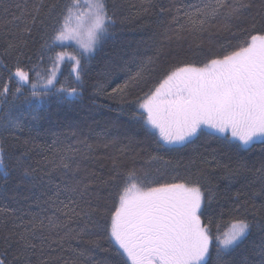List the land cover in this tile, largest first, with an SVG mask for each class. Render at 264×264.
Here are the masks:
<instances>
[{
    "label": "trees",
    "instance_id": "obj_1",
    "mask_svg": "<svg viewBox=\"0 0 264 264\" xmlns=\"http://www.w3.org/2000/svg\"><path fill=\"white\" fill-rule=\"evenodd\" d=\"M68 2L0 0V84L19 58V65L31 70L30 82L44 93L33 97L31 83L16 93L13 80L7 97H0V258L6 257L5 264H119L106 223L122 184L117 173L135 169L153 186L173 177L175 182L199 179L213 219L212 259L217 225L224 232L230 221L246 218L247 237L223 259L225 264L258 261L257 246L264 238V141L243 147L204 129L186 146H160L134 113L137 98L170 68L204 62L235 46L251 29L252 17L261 20L256 15L261 0H229L253 7L239 19L221 12L193 30L188 17L196 19L194 7L207 4V11L216 0H105L114 23L96 51L81 58V82L75 81L74 62L65 58L54 87L44 92L36 73L46 78L56 52L80 58L72 46H44L52 43ZM138 72L141 77L126 94L113 93ZM61 86L77 87L79 94L70 97L58 91ZM10 120L19 127L7 128ZM77 184L89 185L88 190L83 195L70 191ZM90 208L96 211L83 215ZM21 235L35 248L22 250Z\"/></svg>",
    "mask_w": 264,
    "mask_h": 264
},
{
    "label": "snow or ice",
    "instance_id": "obj_2",
    "mask_svg": "<svg viewBox=\"0 0 264 264\" xmlns=\"http://www.w3.org/2000/svg\"><path fill=\"white\" fill-rule=\"evenodd\" d=\"M252 7L251 2L233 4L229 0H216L207 11V4L194 7L196 19L192 15L188 17L192 25L190 30L197 24L203 29L208 17L215 18L221 12L229 19H239ZM261 9L256 14L261 20L252 17L251 29L244 30L242 38L230 50L201 63L190 62L170 68L156 85L137 98L135 104L139 111L134 116L138 117V123L146 133L154 136L158 145L186 146L193 138L204 134V128L219 134L218 139L227 143L235 141L245 147L257 140L264 141V23L261 22L264 21V0H261ZM34 12L38 14L39 8ZM35 20L36 15H32V21ZM73 20L75 26H72ZM113 23L105 0H69L61 12L59 27L50 37L52 43L46 42L44 46L51 48L56 42L75 40L80 58L56 52L46 78L36 73L39 80L44 81V92L54 87L65 58L74 62L72 72L79 85L83 71L81 58L87 60L96 51ZM9 47L14 45L9 44ZM30 71L19 65L18 58L15 70H9L7 81L0 84V97H7L13 80L16 93L31 83L33 97L44 94L37 91V82H30ZM140 77L138 72L114 88L113 93L123 96ZM58 91L66 92L70 97L79 94L77 87L61 86ZM5 126L16 128L19 124L10 120ZM3 154L4 149L0 147V170L4 169ZM4 174L6 176L7 172ZM117 175H122V184L115 193L113 208L108 212L106 231L121 257L119 264H225L223 255L238 246L250 231L251 225L246 218L230 221L229 229L224 232L217 225L213 260V219L205 206V193L199 179L175 182L173 177V182L153 186L152 181L140 177L135 169ZM88 187L81 188L77 184L70 191L83 195ZM210 201L211 196L208 197ZM71 211L81 215L74 209ZM95 211L90 208L84 210L83 215L90 217ZM20 240L23 241L22 250L35 248L26 236L21 235ZM257 247L259 260L251 264H264V238ZM5 261L6 257L0 258V264Z\"/></svg>",
    "mask_w": 264,
    "mask_h": 264
},
{
    "label": "rangeland",
    "instance_id": "obj_3",
    "mask_svg": "<svg viewBox=\"0 0 264 264\" xmlns=\"http://www.w3.org/2000/svg\"><path fill=\"white\" fill-rule=\"evenodd\" d=\"M71 23H72V26H75V20H73ZM56 43H57L58 45H61V46H65V45H67V46H72V47L76 48V50L80 51V50H79V47H78V45H77V43H76L75 40H68V41H65V42H63V43H61V42H56ZM40 87H41V88H44V87H43V84L40 85ZM204 129L212 131L211 129H208V128H204ZM259 141H261V140H257V141H255V142H259ZM243 147H245V146H243Z\"/></svg>",
    "mask_w": 264,
    "mask_h": 264
}]
</instances>
